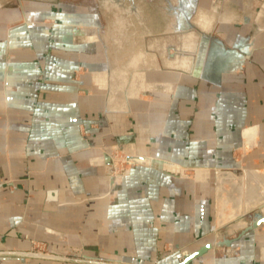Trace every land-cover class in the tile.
<instances>
[{
	"label": "crops",
	"instance_id": "crops-1",
	"mask_svg": "<svg viewBox=\"0 0 264 264\" xmlns=\"http://www.w3.org/2000/svg\"><path fill=\"white\" fill-rule=\"evenodd\" d=\"M199 7L192 71L128 102L97 28L0 9V264H264V224L236 240L264 213V0ZM110 150L182 171L115 178Z\"/></svg>",
	"mask_w": 264,
	"mask_h": 264
},
{
	"label": "rangeland",
	"instance_id": "rangeland-1",
	"mask_svg": "<svg viewBox=\"0 0 264 264\" xmlns=\"http://www.w3.org/2000/svg\"><path fill=\"white\" fill-rule=\"evenodd\" d=\"M44 2L61 5L63 8L61 9L62 14L58 15L55 19L54 16L51 17L52 14L47 13V15L42 12L31 13L32 21L38 22L39 20L44 21L46 19L56 23L74 25L76 26L75 30L81 29L82 26H87L82 27L81 30L93 31L96 41H98L97 28L101 39L105 38L111 44L117 43L116 48L111 47L110 49L116 55H114L115 59H111L110 75H114V70H118V74L121 73L123 77L126 74L128 78L126 81L124 80L125 84L123 83L122 91L117 90L114 93L112 86L113 78H110L109 87L111 88L110 92L113 91V95L121 91L127 102L130 99L138 98L140 94L149 91L156 85L167 83L168 75L164 72L166 68L172 67L176 69L175 72L178 71L177 69L184 72L192 71V64L191 61L189 62L190 58L188 54L196 51V46L201 38L199 33L192 31L196 27V16L193 13L195 9H201L199 7L201 0H0V6L13 3V5L18 7L26 3L43 4ZM70 7L73 9H70ZM84 9H87L88 12H85ZM15 10L21 11L22 9ZM24 11L26 12V9ZM210 23V20L207 18L201 21V16L197 19V25L206 29ZM169 29H173V38L161 36L165 35ZM186 31L188 32L184 34ZM151 34L157 37L152 38ZM190 35H192V39H195L192 42L191 48H187L185 39ZM150 38H152V42L146 50L139 47L140 42L144 43L146 41L148 44ZM172 44L174 45L173 48H177V52H175L173 58L164 59L165 65L163 66L158 65L155 61H153L154 64H150V54L154 59L156 57V54H154L155 48L159 47L158 49H163L162 55L164 57L168 52L166 47ZM142 54H146V56ZM139 56L142 59L137 62L136 60ZM125 57L129 58L125 59ZM130 61L133 63L131 64ZM153 65L157 66V68L153 69L151 67ZM137 70L146 73L147 76L144 79L146 83L143 87L141 86L142 88L138 92L131 95V91H137L136 88L140 86L134 84V76H136ZM150 83L151 86H148ZM108 155L112 158L114 171H132L137 167H142L136 162L146 165L151 163V158L139 155L124 157L120 153V157H116L112 154L111 150ZM104 163L106 164L105 159ZM171 168L182 171L177 166ZM113 176L115 178L119 177V175ZM255 212L252 211L246 215L248 225L251 220L250 218L254 217Z\"/></svg>",
	"mask_w": 264,
	"mask_h": 264
},
{
	"label": "water",
	"instance_id": "water-1",
	"mask_svg": "<svg viewBox=\"0 0 264 264\" xmlns=\"http://www.w3.org/2000/svg\"><path fill=\"white\" fill-rule=\"evenodd\" d=\"M175 52H177V48H173ZM106 166H107V172L109 176H112L113 172H114V167H113V161L112 158L109 155H106ZM131 160V159H130ZM129 160V161H130ZM139 166H148V167H157L161 170H166V167L171 168L176 166L174 163L168 162V161H164L161 159H151V163L149 165L146 164H142V163H138L136 162ZM196 171H200V170H196ZM254 217L255 220H253L252 222L249 223V225L247 227H245V229L242 231V233L236 238V240L240 239L243 235H245L246 233L255 230L257 228H259L262 224H264V213L262 211H256L254 213ZM200 255H202V253H198L190 258H187L186 261L182 264H192L194 259H197L198 257H200Z\"/></svg>",
	"mask_w": 264,
	"mask_h": 264
},
{
	"label": "bare ground",
	"instance_id": "bare-ground-1",
	"mask_svg": "<svg viewBox=\"0 0 264 264\" xmlns=\"http://www.w3.org/2000/svg\"><path fill=\"white\" fill-rule=\"evenodd\" d=\"M208 21V20H207ZM206 25V24H205ZM193 34V33H192ZM195 39V38H194ZM194 39H192V35H190L189 37H187L185 40L187 41V43L189 44L188 46L190 47L191 45H192V42H194ZM191 48V47H190ZM143 56H146V54H142ZM134 58V57H133ZM137 58V57H136ZM142 58H141V56H139L138 58H137V62H138V60H141ZM133 60V59H132ZM133 61H135V60H133ZM130 63L132 64L133 62L132 61H130ZM130 64V65H131ZM177 64V63H176ZM118 70H114V72H113V90H114V93L117 91V90H121L122 91V87H123V85L125 84V81L127 80V76H126V74H124L125 75V77H123L122 76V74L120 73V74H118V72H117ZM135 75L136 76H134V84H136V86H139V87H137L136 89H137V91L136 90H132L131 91V95H134L136 92H138L142 87H143V85H145V83L146 82H144V81H146V80H144L145 79V77L147 76L146 75V73L145 72H143V71H141V70H138L136 73H135ZM153 78V77H152ZM123 79V80H122ZM154 79V78H153ZM125 80V81H124ZM150 82V81H149ZM124 83V84H123ZM142 86V87H141ZM148 86H151V83L148 85ZM121 91H120V93H116V94H114V95H116V96H118V95H120L121 96ZM123 101V100H122ZM114 102V101H113ZM112 102V103H113ZM120 103H123L122 104V106H126V102L124 101V102H120ZM115 106V105H114ZM112 181H115V180H112Z\"/></svg>",
	"mask_w": 264,
	"mask_h": 264
},
{
	"label": "flooded vegetation",
	"instance_id": "flooded-vegetation-1",
	"mask_svg": "<svg viewBox=\"0 0 264 264\" xmlns=\"http://www.w3.org/2000/svg\"><path fill=\"white\" fill-rule=\"evenodd\" d=\"M0 9H26V12L29 13L31 15V13H37V12H42V13H45V14H52L51 17L54 16V18L56 19L58 17V15H61L62 11L61 9L62 6L59 5V4H56V3H53V4H49V3H26L25 5L23 6H16V5H13V3H9L8 5H1L0 6ZM70 9H73L72 7H70ZM47 14V15H48Z\"/></svg>",
	"mask_w": 264,
	"mask_h": 264
}]
</instances>
